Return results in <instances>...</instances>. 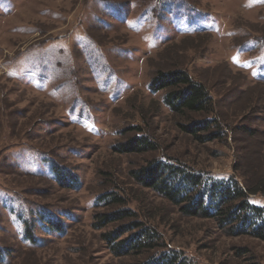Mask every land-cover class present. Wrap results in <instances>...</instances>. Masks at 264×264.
<instances>
[{
	"label": "rangeland",
	"instance_id": "rangeland-1",
	"mask_svg": "<svg viewBox=\"0 0 264 264\" xmlns=\"http://www.w3.org/2000/svg\"><path fill=\"white\" fill-rule=\"evenodd\" d=\"M176 68L204 85L220 138L181 131L163 93L149 90L156 71ZM133 126L155 151H113ZM161 157L205 177L264 179V0H0V264L139 259L117 255L105 236L128 219L96 226L114 208L95 199L110 191L190 264H264V242L185 216L130 178ZM48 161L76 187L58 184ZM249 201L264 206V194ZM44 210L64 230L35 221L25 240L23 219Z\"/></svg>",
	"mask_w": 264,
	"mask_h": 264
},
{
	"label": "trees",
	"instance_id": "trees-1",
	"mask_svg": "<svg viewBox=\"0 0 264 264\" xmlns=\"http://www.w3.org/2000/svg\"><path fill=\"white\" fill-rule=\"evenodd\" d=\"M152 92H162V103L171 115L177 117L181 131L192 134L202 141H212L224 135V131L212 117L213 102L204 85L193 79L181 68L158 70L148 83ZM193 118H202L192 120ZM188 123H184V121ZM213 127H215L213 129ZM212 128V129H211ZM133 135L116 143L112 149L117 154L152 152L155 143L139 129H129ZM197 131L204 135H199ZM51 177L58 184L69 187L77 184V178L68 169L48 161ZM130 178L139 186L152 190L170 204L179 208L185 216H200L212 220L227 235H248L264 242V206L251 204L249 195L264 194V179L252 185L240 184L234 177H205L199 170L183 162L164 157L153 159L147 164L131 169ZM95 206L111 207L113 211L95 217L96 226H104L111 220L128 219L129 224L116 233H108L106 239L119 256H140L131 264H190L174 249H164L151 226L139 221L136 213L126 208V199L114 191L96 197ZM23 219V238L30 240L35 221H43L48 230H64L63 222H53L49 212ZM51 219V220H50ZM124 232L128 236L118 239ZM35 249V247L33 248ZM5 250L0 251V255ZM7 254V252H5ZM9 264V263H7Z\"/></svg>",
	"mask_w": 264,
	"mask_h": 264
}]
</instances>
